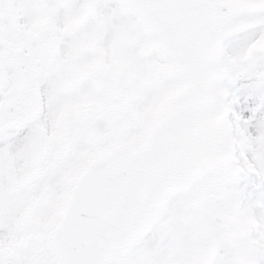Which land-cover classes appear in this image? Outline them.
Segmentation results:
<instances>
[{
    "label": "snow or ice",
    "instance_id": "1",
    "mask_svg": "<svg viewBox=\"0 0 264 264\" xmlns=\"http://www.w3.org/2000/svg\"><path fill=\"white\" fill-rule=\"evenodd\" d=\"M0 264H264V0H0Z\"/></svg>",
    "mask_w": 264,
    "mask_h": 264
}]
</instances>
